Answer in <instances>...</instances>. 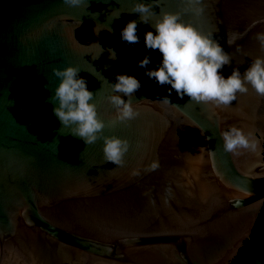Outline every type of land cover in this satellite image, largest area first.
Listing matches in <instances>:
<instances>
[{
	"label": "water",
	"instance_id": "water-1",
	"mask_svg": "<svg viewBox=\"0 0 264 264\" xmlns=\"http://www.w3.org/2000/svg\"><path fill=\"white\" fill-rule=\"evenodd\" d=\"M136 2L0 0V264H230L251 237L264 207V97L249 86L217 107L154 82L137 66L149 51V70L162 63L144 43L154 28L138 24L135 46L121 39L139 20ZM144 2L153 4L150 24L179 12L212 34L232 58L225 78L264 57V22L253 25L264 21V0H203L202 15L185 0ZM68 66L96 91L103 135L130 141L123 167L105 162L103 139L86 145L53 118L52 70ZM123 73L142 83L132 98L139 116L127 123L114 121L107 100ZM233 126L253 134L255 151L224 150L221 133ZM153 161L159 168L145 170Z\"/></svg>",
	"mask_w": 264,
	"mask_h": 264
},
{
	"label": "clouds",
	"instance_id": "clouds-1",
	"mask_svg": "<svg viewBox=\"0 0 264 264\" xmlns=\"http://www.w3.org/2000/svg\"><path fill=\"white\" fill-rule=\"evenodd\" d=\"M89 2L90 0L87 6ZM63 3L75 8L82 6L85 0H63ZM185 4L186 10L195 15H202L204 12L203 0H185ZM131 13L139 14V20L128 21L121 31V39L129 46H135L141 42L137 34L138 24L143 23L154 28V32L144 33V43L150 50H159L163 57L162 63L156 64L149 70L148 65L154 63L149 51L137 66L159 85H170L169 93L174 90L181 99L188 96L190 102L211 103L217 107L230 106L237 99L238 93H248L249 86L258 96L264 97V57H257L243 74L239 69H234L232 74L225 78L222 69L225 65L232 64V58L212 34L201 33L193 24L184 23L179 12H163L162 18L157 23L150 24L148 16L153 14V4L144 0H137ZM260 22L264 21H254L253 25ZM82 23L83 21L78 27ZM107 30L110 34H114L111 26ZM236 38L235 35H229L228 45L231 46ZM257 39L264 48V34L258 33ZM108 50L114 53L112 60H116L118 58L116 51L111 48ZM52 71L60 79V83L54 93L49 90L47 83L44 88L52 93L46 98L45 103L52 104L53 118L57 119L61 126L72 127V136L82 140L86 145L103 139L105 162L123 167L131 143L125 138L103 135L106 125L99 116L96 103L93 102L96 91L88 89L89 81L80 76L81 70L76 66H68L63 69L56 67ZM115 81V83L109 82L113 94L108 96L107 100L115 108L114 121L127 123L139 116L132 98L142 87V83L135 76L127 73L117 74ZM124 97H128L127 101ZM162 100L171 103L168 97ZM201 134L204 135L202 131ZM221 136L224 150L229 153H237L240 150L255 151L259 143L251 132L245 133L235 126L222 132ZM209 154L213 155L214 151L209 150ZM159 166L158 161H153L145 170L156 171ZM140 174V169L132 171L133 176Z\"/></svg>",
	"mask_w": 264,
	"mask_h": 264
},
{
	"label": "trees",
	"instance_id": "trees-1",
	"mask_svg": "<svg viewBox=\"0 0 264 264\" xmlns=\"http://www.w3.org/2000/svg\"><path fill=\"white\" fill-rule=\"evenodd\" d=\"M230 264H264V207L251 237Z\"/></svg>",
	"mask_w": 264,
	"mask_h": 264
}]
</instances>
